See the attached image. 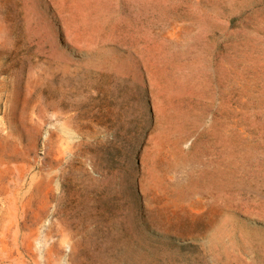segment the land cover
Returning a JSON list of instances; mask_svg holds the SVG:
<instances>
[{
	"label": "rangeland",
	"instance_id": "1",
	"mask_svg": "<svg viewBox=\"0 0 264 264\" xmlns=\"http://www.w3.org/2000/svg\"><path fill=\"white\" fill-rule=\"evenodd\" d=\"M0 264H264V0H0Z\"/></svg>",
	"mask_w": 264,
	"mask_h": 264
}]
</instances>
